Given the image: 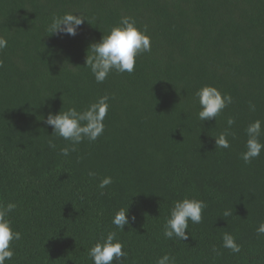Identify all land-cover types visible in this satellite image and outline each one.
Masks as SVG:
<instances>
[{"label":"trees","instance_id":"1","mask_svg":"<svg viewBox=\"0 0 264 264\" xmlns=\"http://www.w3.org/2000/svg\"><path fill=\"white\" fill-rule=\"evenodd\" d=\"M67 12L88 21L75 36L51 34L53 14ZM122 15L148 27L152 50L133 73L97 83L85 67L89 46ZM0 35V202L17 204L10 218L21 233L5 264H93L88 249L110 230L124 264L165 253L176 264H264V150L240 158L247 126L261 120L264 129V0H0ZM205 85L232 103L202 122L195 93ZM105 94L114 98L103 134L62 156L69 142L51 136L48 113L82 111ZM229 117L235 138L215 148ZM105 176L113 183L101 195ZM184 197L207 203L202 222L189 220L187 240L166 239L169 210ZM128 204L136 220L121 231L111 219ZM225 232L240 253L222 246Z\"/></svg>","mask_w":264,"mask_h":264},{"label":"clouds","instance_id":"2","mask_svg":"<svg viewBox=\"0 0 264 264\" xmlns=\"http://www.w3.org/2000/svg\"><path fill=\"white\" fill-rule=\"evenodd\" d=\"M79 13V12H77ZM87 20L83 13L76 15L71 12L63 15L53 14L51 23L48 25V31L54 35H77L78 28ZM88 21V20H87ZM8 46V40L0 35V51ZM151 37L148 34V27H138L136 20L132 16L122 15L119 22L113 25L107 34H103L99 42H94L89 46L85 67L90 69L97 83H103L110 73L116 72L131 74L135 70L136 60L143 53H150ZM2 66V61H0ZM200 105L197 113L200 121L212 120L221 114V112L232 103L231 95L222 93L215 86L205 85L195 93ZM109 94L97 98L94 102L82 111H77L75 107L59 112H49L45 123L52 127V137L63 138L68 141V145L60 149V154L64 157L69 156L70 152L76 151V146L84 140L89 142L96 141L104 132V120L110 108ZM255 110L254 105H250ZM235 124L234 118L227 120L228 128L214 137L215 148L228 149L230 142L228 137L234 134L229 129ZM264 132L262 121L255 120L245 129L247 140L245 142V151L240 154V158L246 163H251L253 159L260 156L264 150V143L260 137ZM50 148L56 145L52 140L48 141ZM90 176H95L94 172H89ZM113 183L111 176H105L100 180L98 188L103 190ZM208 207L204 200L184 197L174 201L169 210V215L163 225V236L166 239L187 240L189 233L186 231L189 227V220L193 224H199L203 219V212ZM17 208L14 202H0V264H5L6 260H11L14 256L12 247L13 241L21 239V233L14 231L10 214ZM129 204L126 207H120L112 216L111 223L116 229L124 231V226L134 222L136 217L129 215ZM230 210H225L224 217L231 216ZM257 235H264V222H261L256 228ZM224 248L232 253H240L241 245L236 242V238L228 232L222 236ZM125 245L118 239L117 231L110 230L106 234H101L96 242L88 249V257L93 264H124L128 258V253L124 251ZM213 251H216L213 248ZM219 254V253H218ZM155 264H176L175 257L165 253L159 257Z\"/></svg>","mask_w":264,"mask_h":264}]
</instances>
